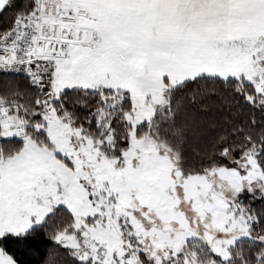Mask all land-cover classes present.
I'll return each instance as SVG.
<instances>
[{
	"label": "snow or ice",
	"instance_id": "1",
	"mask_svg": "<svg viewBox=\"0 0 264 264\" xmlns=\"http://www.w3.org/2000/svg\"><path fill=\"white\" fill-rule=\"evenodd\" d=\"M0 264H264V0H0Z\"/></svg>",
	"mask_w": 264,
	"mask_h": 264
}]
</instances>
